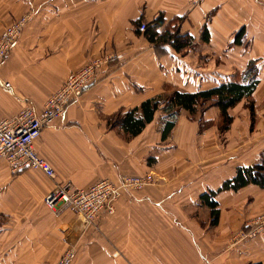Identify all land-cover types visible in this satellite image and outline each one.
Wrapping results in <instances>:
<instances>
[{"label":"crops","instance_id":"crops-1","mask_svg":"<svg viewBox=\"0 0 264 264\" xmlns=\"http://www.w3.org/2000/svg\"><path fill=\"white\" fill-rule=\"evenodd\" d=\"M160 14L193 38L186 55L139 32V21ZM24 15L31 19L0 66V120L28 100L42 110L67 76L96 56L116 58L35 142L54 179L32 169L13 173L0 160V264L55 263L69 242L78 247L73 264H264V236L237 237L264 215V188L222 190L240 169L261 162L264 137L256 135L264 117L251 132L238 104L221 135L216 125L200 131V120L182 110L166 139L162 110L139 135L116 123L135 110L141 118V106L159 96L234 82L251 62L259 69L254 106L264 113V0H0V35ZM220 113L213 108L202 119L217 122ZM148 174L153 185L126 192L94 227L69 209L55 213L45 205L59 185L86 190L104 179ZM211 193L217 220L202 199Z\"/></svg>","mask_w":264,"mask_h":264},{"label":"built area","instance_id":"built-area-1","mask_svg":"<svg viewBox=\"0 0 264 264\" xmlns=\"http://www.w3.org/2000/svg\"><path fill=\"white\" fill-rule=\"evenodd\" d=\"M30 15H24L5 27L0 35V66L9 56L13 47L20 41L23 31L30 21ZM146 31V24L139 26V32ZM116 56L103 54L91 59L86 66L67 76L62 87L49 97L44 108L39 110L35 102L28 100L24 108L14 116L0 120V160L9 163L13 173L24 170L43 172L54 179L56 172L48 161L41 158L35 142L43 130L62 119L67 109L77 103L97 74L109 66ZM10 87L9 83L5 84ZM155 183L153 174L145 176L124 175L118 182L104 179L89 189H75L70 184L57 186L45 199L47 208L55 213L63 209L72 211L85 228L97 225L105 213L113 214L115 204L126 192L142 190ZM264 236V215L254 218L246 224L238 235V241L252 240ZM77 258L76 246L66 249L56 264H73Z\"/></svg>","mask_w":264,"mask_h":264},{"label":"trees","instance_id":"trees-1","mask_svg":"<svg viewBox=\"0 0 264 264\" xmlns=\"http://www.w3.org/2000/svg\"><path fill=\"white\" fill-rule=\"evenodd\" d=\"M143 23H145L144 20L139 21V26ZM174 24L170 23L167 25L164 15L160 14L156 19L146 24V31L143 34L147 36L150 43L156 46L169 44L178 54L185 55L189 48L192 47L193 38L189 34H181L176 29V26L172 28ZM162 27H165V30L159 32V29ZM240 35L242 33H239ZM240 76L241 81L238 78L234 82L223 84L209 91L194 94L176 91L170 95H163L148 100L140 108L142 112L141 118L136 117L138 110H135L118 118L116 123L121 124L125 132L133 136L139 135L146 125L153 121L156 111L162 110L165 115V127L162 134L163 139H166L174 129L177 118L182 110L187 111L190 117L194 118L198 114L206 112L208 108L201 113L202 107L212 102L220 109L223 124L226 126L224 130L221 127V131H227L233 122V118L229 115V109L248 100L251 101L250 105L254 112L253 95L259 85V69L257 63L251 62L246 71ZM209 123L200 119V131L206 130L209 127ZM250 184L264 188V154L259 164L254 167L240 169L233 182L225 183L222 190L233 189L238 191ZM214 195L215 193H211V195L207 194L202 199L211 207L212 216L217 220L220 213L216 209V203L210 201V196Z\"/></svg>","mask_w":264,"mask_h":264},{"label":"rangeland","instance_id":"rangeland-1","mask_svg":"<svg viewBox=\"0 0 264 264\" xmlns=\"http://www.w3.org/2000/svg\"><path fill=\"white\" fill-rule=\"evenodd\" d=\"M175 25H176V29L177 30H179L178 29V24H177V22H175ZM180 31V30H179ZM180 33H181V31H180ZM182 34V33H181ZM187 54V53H186ZM185 54V55H186ZM102 54H100V55H98V56H96V57H99V56H101ZM184 56V55H183ZM251 101H248V100H246V101H243L241 104H239L240 105V108H241V111H240V115H242L243 113H244V111L246 110V112L249 114V119L247 118V120H250V122H251V125H250V131L251 132H253V131H255V128L257 127V124H258V122L260 123V122H263V117H264V113H257L256 112V107L254 106V112H253V108H251ZM253 104L255 105V103L253 102ZM206 108H208L207 109V111H209V110H211V109H213V108H218L217 106H216V104H214V103H207L206 105H204L203 107H202V109H201V113L206 109ZM219 109V108H218ZM239 109V108H238ZM244 109V110H243ZM206 111V112H207ZM219 111H220V109H219ZM204 113L205 112H203L202 114H198V116L197 117H194V118H191L190 117V114L188 113V116H189V119L190 120H192V121H195V120H200V119H202V116L204 115ZM229 115H230V111H229ZM233 118V117H232ZM242 118V120L244 119V117L242 116L241 117ZM233 122H234V119H233ZM213 125H216L217 127H218V130H219V133L222 135V134H224L225 135V132H227V131H229L230 129H231V125H230V127H228L229 129L227 130V131H221V127H222V130H224V128L226 127V126H224V124H223V121H222V118H221V114H219V116H218V120H217V122H210L209 123V127H207V129L208 128H211ZM263 125V124H262ZM241 131V133H242V131L243 130H240ZM258 138H263L264 137V129H262V130H259L258 131V134L256 135ZM240 233V232H239ZM239 233H238V235H239ZM238 237V236H237ZM69 240V239H68ZM70 243V242H69ZM68 243V246H67V248H69L70 246V244ZM72 246V245H71ZM76 249H78V247L76 246ZM66 251V250H65ZM64 253V252H63ZM57 262H55V263H47V264H56Z\"/></svg>","mask_w":264,"mask_h":264}]
</instances>
